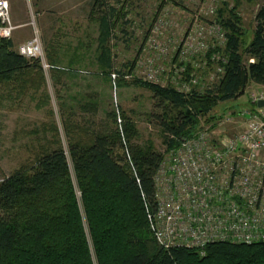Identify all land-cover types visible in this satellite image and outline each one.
<instances>
[{
    "label": "trees",
    "instance_id": "16d2710c",
    "mask_svg": "<svg viewBox=\"0 0 264 264\" xmlns=\"http://www.w3.org/2000/svg\"><path fill=\"white\" fill-rule=\"evenodd\" d=\"M105 1L94 0L91 13L98 12L96 7L103 13L97 62L112 79L108 41L114 16L120 14ZM243 1L253 0H236L233 7L224 4L218 10L226 41L223 47L209 48L206 66L222 67L223 72L205 88L193 84L182 92L143 81L131 76L130 65L115 72L117 88L141 86L152 92L157 111L151 117L161 128L166 154L215 119L214 109L237 99L248 82L264 85V4L246 41L238 9ZM217 52L225 62L213 59ZM51 54L54 79L72 72ZM191 72L198 76L189 65L187 80ZM43 80L39 61L21 55L11 38L0 37V92L11 87H19L22 95L29 89L36 92ZM4 97L0 93L1 104ZM95 108L84 105L86 110ZM108 117L114 126L97 131L65 117L68 153L59 140L53 148L49 141L30 163L0 180V264H95L94 257L98 264H264V242H216L203 250L161 246L150 228L147 207L155 206L154 175L166 154L151 142H133L137 130L124 114L120 124L115 110Z\"/></svg>",
    "mask_w": 264,
    "mask_h": 264
},
{
    "label": "rangeland",
    "instance_id": "374dc122",
    "mask_svg": "<svg viewBox=\"0 0 264 264\" xmlns=\"http://www.w3.org/2000/svg\"><path fill=\"white\" fill-rule=\"evenodd\" d=\"M235 1L106 0V4L116 8L120 14L114 16L115 27L108 41L112 54V79L103 74L97 62L103 27L100 16L103 13L96 7L98 12L92 15L94 0H62L56 11L36 8L33 0H26L27 14L22 8V1H18L19 20L27 18L24 21L27 31L22 34L15 30L11 38L15 41V49L20 43L18 40L26 41L32 36V28L28 24L34 13L47 55L55 53L61 67L70 68L72 72L58 75L57 79L52 77L51 72L49 78L43 72L44 84L36 92L29 89L22 95L18 93L19 87L0 92L6 98L5 104H1L4 100L0 99V180L21 165L30 163L36 153L48 146L49 141H52L49 147L53 148L59 140L68 153L65 117L97 131L114 126L108 112L115 110L119 124L120 116L124 114L137 130L133 142L140 145L151 142L154 148L166 154L161 128L151 117V113L157 111L152 92L141 86L117 88L115 72L128 70L125 65H130V69L133 67L132 71L128 70L132 72L130 75L143 81L152 73L155 75L153 79L159 80L162 85L176 88V76L181 81L180 85L190 83V87L197 84L205 88L217 78L218 68L210 70L206 66V54L192 55L184 51L185 44L194 45L185 41L189 34L200 32L203 28L206 32L203 40L209 48L223 47V41L207 32L210 24L219 23L218 10L224 4L233 7ZM263 4L264 0L243 1L238 8L246 41L252 36L255 15ZM222 31L225 32L223 28ZM189 65L196 69L198 76L194 77L191 72L192 78L187 80ZM130 75L126 77L127 81L132 79ZM261 95H264V86L248 82L237 99L218 105L213 111L216 118L204 122L202 127H209L216 132V136H234L240 130L239 122L235 123L236 117L245 120V115L248 116L246 111L255 109L253 97ZM88 104H94L95 110L84 109V105ZM227 117L233 120L224 121ZM94 260L98 264L96 257Z\"/></svg>",
    "mask_w": 264,
    "mask_h": 264
},
{
    "label": "built area",
    "instance_id": "2783aa9c",
    "mask_svg": "<svg viewBox=\"0 0 264 264\" xmlns=\"http://www.w3.org/2000/svg\"><path fill=\"white\" fill-rule=\"evenodd\" d=\"M31 19L28 25L33 34L17 50L38 60L49 78L53 66L34 13ZM20 26L12 20L9 1L0 0V37L12 38ZM205 34L203 28L189 34L185 42L194 45L185 44L184 51L207 54ZM207 34L226 41L217 22L210 24ZM213 59L226 61L217 53ZM217 71L222 73V67ZM153 76L151 73L145 80L161 84ZM174 80L175 89L191 90L190 83L180 85L176 76ZM259 100H264V95L253 97L255 109L246 111L245 120L236 117L235 123L242 125L234 136H216L205 127L166 154L154 175L155 206L147 204L150 228L164 248L203 250L216 242H264V107L257 106ZM232 120L227 117L224 121Z\"/></svg>",
    "mask_w": 264,
    "mask_h": 264
},
{
    "label": "crops",
    "instance_id": "0c3cea01",
    "mask_svg": "<svg viewBox=\"0 0 264 264\" xmlns=\"http://www.w3.org/2000/svg\"><path fill=\"white\" fill-rule=\"evenodd\" d=\"M9 3H10V10H11V16H12V20L14 22L15 25L19 26L21 25L22 27H18L16 29L17 32L19 33H22L23 32H26L27 30L25 29V26H24V21L26 20L27 21V18H25L24 20H19V15L17 13V10L19 9V6L17 5V2L20 0H8ZM22 1V8L24 9V11L26 12L27 14V8H28V4L26 2V0H21ZM34 3L36 4V8H39V9H42V10H45V9H48V10H51V11H56L60 8L61 4H62V0H48V4L46 3L47 0H33ZM47 5V6H45ZM18 8V9H17ZM27 16V15H26ZM32 30V29H31ZM14 31V34L15 32ZM13 34V36H14ZM31 37V36H30ZM29 37V38H30ZM28 38V39H29ZM27 40V39H26ZM14 41V40H13ZM20 41V43L17 45V48L18 46L23 43L24 41H21V40H18ZM14 45L16 47V44H15V41H14ZM259 87L260 86H264V85H258ZM242 125V122L239 124V127H241Z\"/></svg>",
    "mask_w": 264,
    "mask_h": 264
},
{
    "label": "water",
    "instance_id": "95a60500",
    "mask_svg": "<svg viewBox=\"0 0 264 264\" xmlns=\"http://www.w3.org/2000/svg\"><path fill=\"white\" fill-rule=\"evenodd\" d=\"M258 107H264V100H259L257 103ZM185 141V140H183Z\"/></svg>",
    "mask_w": 264,
    "mask_h": 264
},
{
    "label": "bare ground",
    "instance_id": "6f19581e",
    "mask_svg": "<svg viewBox=\"0 0 264 264\" xmlns=\"http://www.w3.org/2000/svg\"><path fill=\"white\" fill-rule=\"evenodd\" d=\"M18 51V50H17ZM49 77H50V74H49ZM258 106V105H257Z\"/></svg>",
    "mask_w": 264,
    "mask_h": 264
}]
</instances>
